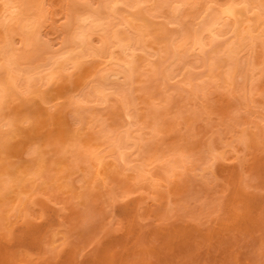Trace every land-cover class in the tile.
I'll use <instances>...</instances> for the list:
<instances>
[{
    "label": "rangeland",
    "instance_id": "obj_1",
    "mask_svg": "<svg viewBox=\"0 0 264 264\" xmlns=\"http://www.w3.org/2000/svg\"><path fill=\"white\" fill-rule=\"evenodd\" d=\"M100 1L42 0L36 36L45 56L73 47L76 15L107 16ZM225 1L146 0L142 10L126 0L110 18L119 35L143 36L156 54L135 45L141 58L126 90L133 102L142 96L137 125L147 127L142 148L130 143L124 157L103 135L129 127L118 93L101 100L88 88L106 72L103 58L84 55L28 91L2 83L0 264H264V47L253 46L250 78L226 82L220 51L235 32L212 42L203 33V52L191 43L205 7ZM5 28L0 46L11 39L22 50L21 36ZM90 39L101 43L98 32Z\"/></svg>",
    "mask_w": 264,
    "mask_h": 264
},
{
    "label": "bare ground",
    "instance_id": "obj_2",
    "mask_svg": "<svg viewBox=\"0 0 264 264\" xmlns=\"http://www.w3.org/2000/svg\"><path fill=\"white\" fill-rule=\"evenodd\" d=\"M124 1L126 2V0H101V3L99 2V6H102L107 11V16H101V11H98V8H96V11L95 8H92L90 6L89 8L92 9H88L87 12L80 16L76 15L74 21L75 30L72 32V41H74L73 44L75 46L71 45L73 46L72 48H69V46L68 48L66 46V48L62 47V50H60L59 52L55 51L51 55L49 54L48 57L45 56L47 54V52L45 51H47L48 49L41 47V44L38 45L39 43L37 42V40L39 38L36 36L37 34L40 35V33H37V29L40 28L38 27L40 26L38 22H40L39 19L40 17H42L39 14V8L41 6L40 3L42 2V0H1L0 7H2L3 15L5 16H3L1 14L2 11H0L1 16H3L0 17V26H3L4 28L6 27V36H10L12 31L13 33L17 32L21 36L20 43L22 50H20L21 48L18 49L17 47H15L14 41L11 39L7 41L4 38L3 44L0 46V71H3V73H5L2 78L3 80H0V110L3 106L2 104L4 102L5 97L8 96L7 94H9L7 93V88L3 87L4 84L9 88H11L12 86L15 88L17 87L18 83L22 82L24 84L23 86H25L23 88H26L27 90L31 88L36 79L42 80V78L49 75V80L52 76H54V74L58 72L57 70H59V68H62L63 66L68 64L72 65L71 63L74 62H79V59L83 58L84 55L94 54V56H99L100 58L104 59H101L100 61L98 60V62H104V66L106 63L107 68L105 67L106 72L103 74V76H99L101 77V79L93 80L96 81V84H92V80H90L91 84H89V87H87L89 88L90 92L94 93L93 95L97 97L96 99L101 98V100H105L107 94H113L114 92H116V94L118 93V97H120V100L124 106V110L126 111V113L124 111L125 116L129 118L126 121L129 126H127L128 129L125 128V130H118L120 132L116 131L115 134H112L110 129H104V137L110 139V148H112L113 151L116 150L117 153L122 155V157L125 156V150L127 149L130 143H132L133 146H138L139 148H142V140H144L142 138V134L144 133V129L147 126L137 125V122L139 120V117L141 116V108L139 109L138 107L140 106L138 105L142 102L143 98L142 96H139L140 100L133 102L132 100L134 99L130 97L132 93V91L130 90L131 87L128 88L131 91L130 93L127 92L129 90L126 89L127 85L133 83L132 76L137 66L136 61L137 58H141V56L139 57L138 54L135 53L138 49L136 47L137 44H141L139 47L142 46L141 48L144 49V53L146 55H148L147 53H149V51L147 50V48L144 47H148V45L144 43L145 41L144 39H142L143 36H139V34L138 36H121L116 32L115 29H112V23L110 18L116 19V13H118L117 8L120 4L124 3ZM127 1L129 2L127 3L130 4L132 8L139 9H142L143 7H141V4L146 2V0H132L134 2L132 4L131 0ZM30 3H32V6L30 5ZM171 7L174 16H176L179 12L180 4H172ZM204 11V16H202V19L199 20L198 23H196L197 27L194 29V32L191 33L192 48H194V50H197L198 53L203 52L206 49L205 47L208 45V43L204 41L202 36L203 33L205 35V32L206 34H209V36H207L209 38V41L212 42L219 37L218 32H221L222 35H224L226 34V32H230L232 30L233 32H235L236 36H233V39L231 40H227L223 44L221 48L222 50H219L222 54L226 55L229 60L227 70L225 72V80L227 82L237 77H240L244 80L248 76L250 78L251 75L255 72V69H257V67H255L257 65V62L254 58L255 55L253 54V52L255 50L253 46L257 41L264 47V1L226 0L225 3L217 4V6L207 5ZM126 19L123 17V19H121L120 25H123L125 27L129 22V19L128 22L126 21ZM224 26H227L228 28L226 27V30L223 31L222 28ZM94 32H98L101 38V43L97 46L91 44L92 40L90 39V36ZM183 34L187 36V33ZM244 45L248 46L250 49L249 57H247L246 59H243L244 54H241V48ZM38 49H40L41 51H39ZM117 51L121 55H118L120 57L115 55ZM48 52L51 53L50 51ZM36 53H38V56H40L41 58L36 60L37 63H32L34 54ZM153 53L151 51V53H149L150 55L148 56H150V58L155 56V52ZM176 55L177 53L169 62L168 67L166 66V76H171L172 73H174L175 71L172 64L179 58ZM211 58V56L208 57L209 61ZM147 60H149V58ZM108 64L110 65V68L112 66L115 68L112 67V70L109 68L108 71ZM148 64L153 65V63H150V61ZM209 64L211 65L212 63ZM118 75H123L121 76L122 79L120 80L122 82L118 83V81H116L113 84V78L117 77L115 78V80H119L121 78H119ZM110 76H113V80H110L109 82V79H111ZM184 80L186 79H183L182 81ZM187 83H189L188 85L191 84L189 81L186 80L185 85ZM119 89H121V91H118ZM89 94L92 95L91 93ZM138 99L139 98H137V100ZM149 103L150 105H160L159 102L156 104L155 101H151ZM2 121L0 114V129L2 125H5L4 122L2 123ZM135 133L136 136L134 135ZM84 155L85 158H87L88 160H93L98 165H100L99 162L102 161L100 155L93 151H87L84 153Z\"/></svg>",
    "mask_w": 264,
    "mask_h": 264
}]
</instances>
